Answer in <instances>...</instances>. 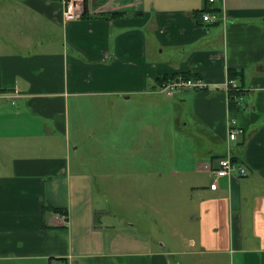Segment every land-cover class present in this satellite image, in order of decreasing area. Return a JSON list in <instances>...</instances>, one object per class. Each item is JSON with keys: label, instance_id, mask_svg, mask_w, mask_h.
<instances>
[{"label": "crops", "instance_id": "obj_1", "mask_svg": "<svg viewBox=\"0 0 264 264\" xmlns=\"http://www.w3.org/2000/svg\"><path fill=\"white\" fill-rule=\"evenodd\" d=\"M214 5L219 21L206 23V0H83L82 18L67 22L57 0H0V264H264V0ZM185 72L213 91L171 98L194 99L208 142L191 155L193 171L175 173L207 181L186 220L198 234L179 235L187 249L157 247L96 204L94 165L77 154L93 130L83 104L115 107L122 128L148 79L161 87L159 76ZM229 119L244 132L237 141ZM225 155L248 175L213 190Z\"/></svg>", "mask_w": 264, "mask_h": 264}, {"label": "rangeland", "instance_id": "obj_2", "mask_svg": "<svg viewBox=\"0 0 264 264\" xmlns=\"http://www.w3.org/2000/svg\"><path fill=\"white\" fill-rule=\"evenodd\" d=\"M170 83L158 87L148 79L144 100H130L122 128V115L115 107L83 104V122L94 131L88 130L83 136L77 154L90 160L89 170L94 165L92 188L97 194L96 204L113 210L115 224L119 219L131 222L130 235L145 238L153 246L163 242L164 246L187 249L178 240L179 235L198 234L197 228L186 220L197 208V195L207 177H190L175 171H193L191 155L204 152L208 139L207 132L195 123L194 99L180 102L179 97L173 100L162 92ZM181 90L173 93L179 94ZM184 92L194 95L197 91ZM75 105V99H71L72 136ZM164 252L169 250L164 248ZM208 257L204 255L202 259Z\"/></svg>", "mask_w": 264, "mask_h": 264}, {"label": "built area", "instance_id": "obj_3", "mask_svg": "<svg viewBox=\"0 0 264 264\" xmlns=\"http://www.w3.org/2000/svg\"><path fill=\"white\" fill-rule=\"evenodd\" d=\"M60 1L63 5V17L64 20L67 22L78 20L82 17L83 11H82V4L83 0H57ZM210 3H215L216 0H209ZM202 21L206 23H215L219 21V17L216 15V13L206 12L202 14ZM178 88H188V89H195V90H205L208 89V84H206L204 81L198 79V78H178L177 80L171 81V83L167 86H165L162 90L163 93H166L170 96L173 94L172 91L178 89ZM224 89L227 93L229 91L239 90L238 85L228 80L224 84ZM233 119H229V129H228V138L230 141H237L239 137L244 133L243 130H240L235 127H231V124H235ZM248 175L247 169L233 161V158L228 155L226 157H223L218 162V167L214 171L213 179L214 182L211 185V188L214 190L217 188L218 180L221 178H237V177H246Z\"/></svg>", "mask_w": 264, "mask_h": 264}, {"label": "trees", "instance_id": "obj_4", "mask_svg": "<svg viewBox=\"0 0 264 264\" xmlns=\"http://www.w3.org/2000/svg\"><path fill=\"white\" fill-rule=\"evenodd\" d=\"M207 3H210L209 0H206V6L199 11L198 13H201L200 15L206 13V12H211V13H217L219 12V7H216V5H214V3H210V6L207 5ZM212 5H214V7H212ZM122 15L121 12H110L107 13L105 15L106 18H108L109 20H113L115 18H117L118 16ZM85 16V13H84ZM179 77L185 78V79H190V78H198V76L196 74H192L190 72H185V73H174V74H166L163 76H159L156 81L159 82L158 84H164L173 80H177ZM233 79H236V77L230 72L229 73V80L234 81ZM207 90H210L209 88ZM229 98H230V106L235 104V98L238 97L239 95V91L238 90H234V91H229ZM233 161H235V159L233 158ZM236 162V161H235ZM62 210L58 211L60 214H62L63 212H61Z\"/></svg>", "mask_w": 264, "mask_h": 264}]
</instances>
